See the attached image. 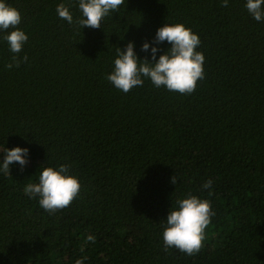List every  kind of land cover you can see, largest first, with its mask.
<instances>
[{
	"label": "trees",
	"instance_id": "1",
	"mask_svg": "<svg viewBox=\"0 0 264 264\" xmlns=\"http://www.w3.org/2000/svg\"><path fill=\"white\" fill-rule=\"evenodd\" d=\"M5 2L22 15L28 60L8 69L0 38V163L6 148L29 153L23 169L0 171V264H264V21L246 0H125L100 29L75 23L78 0ZM165 23L198 34L204 79L190 95L147 78L116 89L106 77L117 48L134 42L151 61L141 51L149 42L158 59L171 47L152 44ZM61 165L81 189L50 214L24 188ZM189 194L215 212L192 256L165 251L162 238Z\"/></svg>",
	"mask_w": 264,
	"mask_h": 264
},
{
	"label": "clouds",
	"instance_id": "2",
	"mask_svg": "<svg viewBox=\"0 0 264 264\" xmlns=\"http://www.w3.org/2000/svg\"><path fill=\"white\" fill-rule=\"evenodd\" d=\"M125 0H78V8L82 14L75 23L82 27L100 29L102 21L110 13L117 12ZM222 7L228 6V0H223ZM248 13L258 22L264 21V0H246ZM58 16L73 23V15L69 6L61 3L56 9ZM22 22L20 11L0 0V34L7 42L13 54L11 62L6 65L8 69L19 67L20 63L27 62L28 57L22 58L20 53L28 40L26 33L18 26ZM167 42L171 47L157 59L160 49L144 42L141 51H151V61L147 58L139 59L134 51V42H129L124 50L117 48V58L114 60V69L106 79L118 90L128 93L134 87L142 86L144 79H150L156 88L165 87L169 91L180 94H192L198 81L204 79L205 57L197 51L201 41L194 33L182 23L167 24L158 28L152 44L159 45ZM29 149L14 147L4 151L0 171L10 173V165L14 162L26 166ZM171 182L176 184L177 178L172 177ZM208 180L202 187L208 189L212 185ZM81 189L79 179L69 174V167L61 165L59 168L45 167L39 175L38 183H29L24 192L31 198L39 197L42 209L54 214L58 210L69 207L78 197ZM211 194V193H209ZM215 215L209 200L201 199L189 194L187 198L177 201V207L169 210L166 224L163 227L162 238L165 251L176 248L189 256L200 252L206 239V229ZM92 240L90 236L88 238ZM76 264H84L83 259L76 260Z\"/></svg>",
	"mask_w": 264,
	"mask_h": 264
}]
</instances>
